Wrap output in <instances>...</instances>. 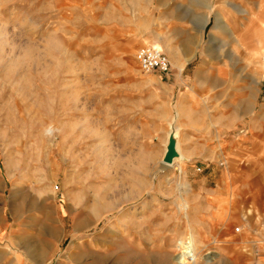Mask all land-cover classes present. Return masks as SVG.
Here are the masks:
<instances>
[{
  "label": "rangeland",
  "instance_id": "1",
  "mask_svg": "<svg viewBox=\"0 0 264 264\" xmlns=\"http://www.w3.org/2000/svg\"><path fill=\"white\" fill-rule=\"evenodd\" d=\"M235 7L264 16V0H0V264H186L182 245L264 264V20ZM147 46L168 76L142 70ZM173 134L184 158L163 173Z\"/></svg>",
  "mask_w": 264,
  "mask_h": 264
},
{
  "label": "bare ground",
  "instance_id": "2",
  "mask_svg": "<svg viewBox=\"0 0 264 264\" xmlns=\"http://www.w3.org/2000/svg\"><path fill=\"white\" fill-rule=\"evenodd\" d=\"M210 7V6H209ZM235 10L241 15V14H245V15H249V18H247L250 21V24H256L259 21H263L264 20V16L261 15V13H257V12H249L248 10H246L245 8H239V7H235ZM252 11V10H251ZM254 11V10H253ZM3 12V10H2ZM3 15V14H2ZM246 19V18H245ZM4 32H6L4 30ZM13 42V41H12ZM200 43V42H199ZM15 44V43H14ZM12 44V45H14ZM195 54V53H194ZM187 62H189V60H187ZM181 70L183 68H180ZM171 134V133H170ZM171 136V135H170ZM170 138V137H169ZM174 137H171V139ZM170 140V139H169ZM179 142V141H178ZM176 143V149L178 152V157L174 159L172 164H165L164 162H162V167H161V172L165 173L167 170L169 169H173L177 163H179L180 161L183 160L184 156L183 153L181 151V144ZM169 141H166V145H168ZM167 148V147H166ZM167 151V149H166ZM166 153V152H165ZM165 155V154H164ZM141 184L143 181H139ZM146 183V182H145ZM142 186V185H141ZM140 186V188H141ZM145 186H143L142 190L144 189ZM101 200L100 196L96 197V200ZM115 205L112 202H106L105 204H95V206L93 205V218L98 220L100 218V214L102 212H110L113 210V207ZM187 208V207H186ZM82 225L78 222V224H76V228L78 229V227ZM42 230L44 231V233H56L57 232V227L55 226V224L50 225L48 223H46ZM48 242V241H47ZM184 251L180 252L181 254H179V257H182L183 259L186 260V264H193L194 262L196 263L197 261H199L200 258H198V255L196 254L194 248L192 246H185L183 247ZM41 250V249H40ZM40 252V251H39ZM32 253V250L30 251V254ZM193 254V261L191 262L190 259H188L189 255ZM204 263H208L209 261L206 258H203ZM194 263V264H195Z\"/></svg>",
  "mask_w": 264,
  "mask_h": 264
},
{
  "label": "built area",
  "instance_id": "3",
  "mask_svg": "<svg viewBox=\"0 0 264 264\" xmlns=\"http://www.w3.org/2000/svg\"><path fill=\"white\" fill-rule=\"evenodd\" d=\"M137 60L142 70L146 73L158 72L161 75L168 76L172 72V64L169 60V57L162 50L156 47L147 46L141 48L137 53ZM239 230L240 229H238V231ZM183 247L184 245H182L181 252L184 251ZM192 255L193 254H190L188 257L191 262L194 259Z\"/></svg>",
  "mask_w": 264,
  "mask_h": 264
},
{
  "label": "water",
  "instance_id": "4",
  "mask_svg": "<svg viewBox=\"0 0 264 264\" xmlns=\"http://www.w3.org/2000/svg\"><path fill=\"white\" fill-rule=\"evenodd\" d=\"M171 137H174L171 139ZM169 139V143L168 145L166 146L167 148V151L165 153V156H164V163L165 164H172L174 159L178 157V152H177V149H176V136H174V134L171 136Z\"/></svg>",
  "mask_w": 264,
  "mask_h": 264
}]
</instances>
